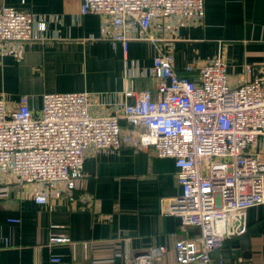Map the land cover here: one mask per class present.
<instances>
[{
	"label": "built area",
	"instance_id": "built-area-1",
	"mask_svg": "<svg viewBox=\"0 0 264 264\" xmlns=\"http://www.w3.org/2000/svg\"><path fill=\"white\" fill-rule=\"evenodd\" d=\"M81 11L110 19L111 38L126 52L133 40L157 45L150 32L156 20H202L205 0H82ZM35 21L30 10L0 6V51L11 42L38 39L45 27ZM184 70L180 74L174 54L158 47L151 68L156 97L151 89L133 88L118 102L98 92H46L37 107L28 95L12 105L0 91V195H8L12 184L30 186L36 203L64 198L75 208L89 150H153L175 160L182 188L168 212L180 218L182 230H199L198 236L176 239L177 264H212L214 250L248 232V210L264 204L258 152L264 144V76L234 83L221 55L203 64L189 61ZM50 241L70 239L53 233ZM90 246L82 242L85 253ZM167 252L155 247L127 257L126 264H157ZM50 262L60 264L62 257L54 254Z\"/></svg>",
	"mask_w": 264,
	"mask_h": 264
},
{
	"label": "crops",
	"instance_id": "crops-1",
	"mask_svg": "<svg viewBox=\"0 0 264 264\" xmlns=\"http://www.w3.org/2000/svg\"><path fill=\"white\" fill-rule=\"evenodd\" d=\"M2 5L34 12L35 25L45 27L38 39L0 51V91L12 105L28 95L39 107L46 92H98L118 102L133 88L151 89L156 97L151 68L158 47L174 54L183 75L187 62L221 55L234 83L264 76V0H205L202 20H156L150 32L157 45L133 40L126 52L111 38L110 19L83 14L82 0H0ZM258 152L264 159V144ZM82 172L75 208L64 198L36 203L30 186L12 184L8 195H0V264H51L54 254L62 257L60 264H126L127 257L160 246L168 252L157 264H177L176 239L199 235L194 226L182 230L180 218L168 212L182 193L173 158L130 146L89 150ZM246 219L248 232L260 228V234L251 237V257L233 264H264V204L251 207ZM53 233L70 241L52 243ZM86 241L91 246L85 253Z\"/></svg>",
	"mask_w": 264,
	"mask_h": 264
},
{
	"label": "water",
	"instance_id": "water-1",
	"mask_svg": "<svg viewBox=\"0 0 264 264\" xmlns=\"http://www.w3.org/2000/svg\"><path fill=\"white\" fill-rule=\"evenodd\" d=\"M259 231L260 228L251 230L244 235L230 239L221 248L214 250L212 256L217 260L215 264H233L236 259L250 258L252 252L251 237L259 235Z\"/></svg>",
	"mask_w": 264,
	"mask_h": 264
}]
</instances>
